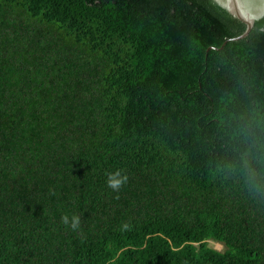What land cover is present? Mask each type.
Returning a JSON list of instances; mask_svg holds the SVG:
<instances>
[{
  "label": "trees",
  "instance_id": "1",
  "mask_svg": "<svg viewBox=\"0 0 264 264\" xmlns=\"http://www.w3.org/2000/svg\"><path fill=\"white\" fill-rule=\"evenodd\" d=\"M244 31L212 0H0V264H264Z\"/></svg>",
  "mask_w": 264,
  "mask_h": 264
},
{
  "label": "water",
  "instance_id": "2",
  "mask_svg": "<svg viewBox=\"0 0 264 264\" xmlns=\"http://www.w3.org/2000/svg\"><path fill=\"white\" fill-rule=\"evenodd\" d=\"M230 16L245 25V31L231 41L245 38L252 29L254 22L264 17V0H212ZM212 49V48H209Z\"/></svg>",
  "mask_w": 264,
  "mask_h": 264
},
{
  "label": "clouds",
  "instance_id": "3",
  "mask_svg": "<svg viewBox=\"0 0 264 264\" xmlns=\"http://www.w3.org/2000/svg\"><path fill=\"white\" fill-rule=\"evenodd\" d=\"M127 176L122 174L120 170H117L114 173H109L107 176V186L113 191H119L120 188L127 183ZM61 221L64 225L69 226L73 231L77 230L80 226V219L78 216L73 215L71 219L67 215L61 218ZM129 225H123L124 229H127Z\"/></svg>",
  "mask_w": 264,
  "mask_h": 264
},
{
  "label": "rangeland",
  "instance_id": "4",
  "mask_svg": "<svg viewBox=\"0 0 264 264\" xmlns=\"http://www.w3.org/2000/svg\"><path fill=\"white\" fill-rule=\"evenodd\" d=\"M207 244H208V246L210 248H212L214 250H217V251H220V252L224 251V247L221 244L217 243V242H214V241L210 240V241L207 242Z\"/></svg>",
  "mask_w": 264,
  "mask_h": 264
}]
</instances>
